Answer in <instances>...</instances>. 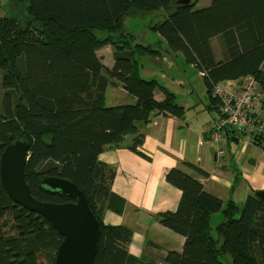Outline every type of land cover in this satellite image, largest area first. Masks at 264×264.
<instances>
[{
    "label": "trees",
    "instance_id": "16d2710c",
    "mask_svg": "<svg viewBox=\"0 0 264 264\" xmlns=\"http://www.w3.org/2000/svg\"><path fill=\"white\" fill-rule=\"evenodd\" d=\"M177 1L8 0L0 15V157L10 142L24 138L29 143L25 180L37 199L73 201L42 184L45 177L69 179L84 191L100 222L92 264H227V255L235 264H264V199L252 193L241 205L224 206L205 189L200 178L207 172L191 162L184 163L188 170L166 172V180L181 190L180 201L174 211L155 214L184 237L182 250L168 249L160 260L137 256L129 250L132 228L104 220L107 211L121 214L126 201L112 189L116 167L100 160V153L121 146L129 135L128 148L141 153L139 122L184 114L174 92L141 76L146 64L157 62L162 73L172 75L175 54L181 52L201 73L209 105L219 109L214 90L224 81L254 76L264 96V0L236 7L229 5L234 0H211L201 8L195 7L198 0ZM156 10L163 18L148 28L157 39L143 38L126 25V18ZM212 39L217 42L213 64L203 46ZM106 46L112 47L110 65L99 53ZM109 86L134 97L131 122L124 117L125 105H106ZM217 212L222 219L215 223ZM7 213L15 233L4 230ZM62 240L44 216L15 203L0 181V264H40V252L53 264Z\"/></svg>",
    "mask_w": 264,
    "mask_h": 264
},
{
    "label": "crops",
    "instance_id": "0c3cea01",
    "mask_svg": "<svg viewBox=\"0 0 264 264\" xmlns=\"http://www.w3.org/2000/svg\"><path fill=\"white\" fill-rule=\"evenodd\" d=\"M162 62L164 65H171L168 58H163ZM209 62L213 64V60ZM104 63L112 64L113 58ZM149 68L152 69L151 71L161 72L157 62H150ZM154 76L153 78L156 79L157 77ZM169 76L171 75L162 73L161 83L158 82L173 91L177 97L179 92L174 86L179 79L172 77L168 80ZM183 79L185 76L182 77ZM233 82L224 81L220 84L229 86ZM181 83L185 92L186 88L182 81ZM109 87L105 92V103L125 105L124 117L126 121L131 122L133 110L130 106L134 103V97L127 94L120 86ZM199 88L193 90L199 101L190 97L186 99L187 102H180L184 107L182 116L159 115L153 117L148 123H138L140 130L144 133V141L139 148L141 153L128 148L127 145L132 138L129 135L125 137L121 146L106 148L99 155L100 160L116 167L112 189L126 201L121 214L107 211L104 220L107 223L123 224L134 228L136 246L141 239L144 244L143 257L151 256L149 249L159 243L156 242L155 237H149L150 234L146 230H144L146 238H143L144 236L139 233L142 227H157L156 230L160 234L158 238L163 243L170 240H172L171 243L177 242L167 248L182 250L183 247L184 237L164 227L155 219V214L159 212L174 211L180 201L181 190L166 180V172L170 168L181 167L188 170L185 162L201 167L207 172L200 178L205 189L220 197L224 206L229 203L241 205L249 194L264 190V145L247 135H225L220 140L225 154L216 155L214 150L216 147L213 148L208 141V132L212 122L220 115V110L219 107L209 105L207 93L206 96L199 93ZM156 91L157 99L162 100V91L159 88ZM235 181V188L231 190ZM221 217L222 214L216 219L220 220ZM163 232L168 235L166 236ZM164 248L166 247L161 248V255L168 250ZM139 251L140 248L136 247L133 252L136 255Z\"/></svg>",
    "mask_w": 264,
    "mask_h": 264
},
{
    "label": "water",
    "instance_id": "95a60500",
    "mask_svg": "<svg viewBox=\"0 0 264 264\" xmlns=\"http://www.w3.org/2000/svg\"><path fill=\"white\" fill-rule=\"evenodd\" d=\"M28 158L29 143L24 138H16L4 148L0 157V181L4 189L15 203L44 216L63 237L53 264H92L98 250L100 222L91 210L86 194L69 179L45 177L42 184L73 201L53 203L37 199L25 180ZM256 194L264 199V190Z\"/></svg>",
    "mask_w": 264,
    "mask_h": 264
},
{
    "label": "rangeland",
    "instance_id": "374dc122",
    "mask_svg": "<svg viewBox=\"0 0 264 264\" xmlns=\"http://www.w3.org/2000/svg\"><path fill=\"white\" fill-rule=\"evenodd\" d=\"M210 1L211 0H198L195 4V7L201 8V7L207 6L210 3ZM7 2H8V0H0V15H3L5 13V5L7 4ZM245 4H246L245 0H234V1L229 3V5L232 7L245 5ZM162 18H163V12L161 10H156V11L150 12V14L148 12H146V13H144L143 16L139 15L137 17L126 18L125 22H126V25L128 26V28L136 31L143 38H148L150 40H153L158 36V34L157 33L153 34V32H151L150 29L148 28V26L149 25L151 26L152 24L157 23ZM134 27H136V28H134ZM138 29H140V30H138ZM216 44H217V42L215 39H212L211 41H207L205 43V45L203 43L206 57H209L210 61H212L211 57L213 54V50L216 49L215 48ZM99 53L102 54V58L105 62H108L110 59L112 60V58H111L112 47L111 46L104 47L103 49L99 50ZM175 55H176V57L174 58L173 63H172L175 65V67L172 70V75L167 77V79L168 80L172 79V77H176L177 79H179L177 85L174 86L179 92L177 94V101L179 103L183 102V101L187 102L186 99H189L190 97L195 99L196 101H199V98L193 93V90L196 89L197 87H200L199 93H203V95L206 96V88L204 86L201 73L199 72V70L194 65H192L191 63L185 62L184 56L181 52H178ZM177 66H179V68ZM151 70L152 69L149 68V63H148L142 68V70H140V74L142 77L148 78V79L153 78V76L155 75L154 77H157L156 79L161 83L160 78H161L162 73L160 71H151ZM183 76H185V79L182 80ZM181 81L183 82V84L186 88L185 92H184L183 85H182ZM111 87H114V86H110L109 88H111ZM224 87H227V86H224ZM229 87H231V84L229 85ZM106 105H107V103H106ZM247 136H249V135H247ZM249 137H251V136H249ZM219 139L222 140V136H221V138H218L217 140H216V137L213 136V138L211 140H209V132H208V141H209L210 145L213 148L218 146V148L214 149L216 151V155L221 154L220 153L221 151L223 152L222 155H224L225 151H224V148L220 145L221 141H219ZM262 145H264V143ZM217 216H221V213L217 212L216 214H214L213 219H214V221H216L215 223H217L218 221H220L222 219V217H221L220 220H217L216 219ZM4 220H5L4 225H3L4 230L8 233H15L16 229H15V226L13 225V218H12L11 213H7L4 216ZM156 228L152 227V226L149 228L142 227V228H140L139 233H141V235L144 236L143 238H146L144 235V230H146L150 234L149 237H155L156 242L159 243V245L161 244V245H163V247H166V248H164L166 250L170 249L167 247L177 244V242L171 243L172 240H170V242L163 243V241L158 238L160 236V234L156 230ZM132 231H133V237H132V240L129 244V250H130V252L135 254L133 251H135V248L138 247V248H140V251L136 252V253H138L136 255L144 256L145 255V249L144 248L142 249V246L144 245L142 243V239L139 242V244L136 246V243L134 242L136 230L134 228H132ZM163 233L166 236L168 235L166 232H163ZM161 245L158 248L152 246V248L149 249V251L155 257L156 260H160V258H161V254H162L161 248H163ZM163 253H165V252H163ZM225 258H226L225 262L227 264H235V260H233V258L231 256L227 255V256H225ZM38 261L40 264H47L44 257H43V253H41V252L38 253Z\"/></svg>",
    "mask_w": 264,
    "mask_h": 264
},
{
    "label": "built area",
    "instance_id": "2783aa9c",
    "mask_svg": "<svg viewBox=\"0 0 264 264\" xmlns=\"http://www.w3.org/2000/svg\"><path fill=\"white\" fill-rule=\"evenodd\" d=\"M214 94L220 101V115L212 122L209 140L213 136L216 140L223 138L231 128L255 141H264V96L254 76L233 82L231 87L219 84ZM220 153L223 156V152Z\"/></svg>",
    "mask_w": 264,
    "mask_h": 264
},
{
    "label": "bare ground",
    "instance_id": "6f19581e",
    "mask_svg": "<svg viewBox=\"0 0 264 264\" xmlns=\"http://www.w3.org/2000/svg\"><path fill=\"white\" fill-rule=\"evenodd\" d=\"M230 131H233V129L230 128ZM210 133H211V128H210V130H209V135H210ZM220 156H221V155H220Z\"/></svg>",
    "mask_w": 264,
    "mask_h": 264
}]
</instances>
